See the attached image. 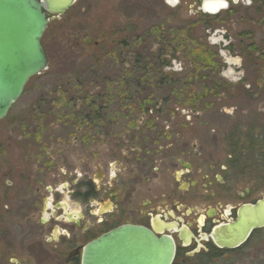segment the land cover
I'll use <instances>...</instances> for the list:
<instances>
[{"label": "flooded vegetation", "instance_id": "obj_1", "mask_svg": "<svg viewBox=\"0 0 264 264\" xmlns=\"http://www.w3.org/2000/svg\"><path fill=\"white\" fill-rule=\"evenodd\" d=\"M93 1L71 0L58 17L42 8L46 29ZM163 2L175 11L185 4ZM201 3L190 0L193 17L219 21L264 7V0H229L228 9L213 15L200 10ZM125 109L121 100H93L86 117L46 119L76 126L75 132H27L10 136L7 148H0V264H81L89 243L127 226L171 241L172 264H199L206 256L235 260L250 251V241L264 228L232 250L218 248L212 236L263 196L226 187V169L198 150L199 143H190V118L160 117L159 126L154 117L136 120ZM197 188L204 193L192 197Z\"/></svg>", "mask_w": 264, "mask_h": 264}, {"label": "rangeland", "instance_id": "obj_2", "mask_svg": "<svg viewBox=\"0 0 264 264\" xmlns=\"http://www.w3.org/2000/svg\"><path fill=\"white\" fill-rule=\"evenodd\" d=\"M180 1L185 4L175 11L163 0H94L85 11L76 8L50 25L41 39L47 69L30 79L0 121V148H7L10 136L27 132L73 133L76 126L65 129L49 121L86 117L93 100H121L126 115L136 120L149 116L159 124L160 117L190 118V143H199L198 150L226 169V187L264 196L262 170L244 158L233 166V153L245 154L248 142L242 139L232 150L226 141L234 128L246 131L257 118L253 123L264 133V7L240 10L207 27V18L190 14V0ZM86 38L90 45L84 44ZM222 53L241 63H226ZM228 68L233 76L243 75L224 76ZM191 192L192 197L204 193L201 188ZM210 205L219 207L215 201ZM249 250L237 261L229 255L215 264H264V232L254 236Z\"/></svg>", "mask_w": 264, "mask_h": 264}, {"label": "water", "instance_id": "obj_3", "mask_svg": "<svg viewBox=\"0 0 264 264\" xmlns=\"http://www.w3.org/2000/svg\"><path fill=\"white\" fill-rule=\"evenodd\" d=\"M71 0H0V121L23 93L29 80L47 69L41 38L47 27L42 8L61 16ZM92 40L86 38L85 45ZM264 228V196L244 206L237 219L221 226L212 239L228 250L242 245L252 231ZM171 241L156 239L143 228L122 227L89 243L81 264H172Z\"/></svg>", "mask_w": 264, "mask_h": 264}, {"label": "trees", "instance_id": "obj_4", "mask_svg": "<svg viewBox=\"0 0 264 264\" xmlns=\"http://www.w3.org/2000/svg\"><path fill=\"white\" fill-rule=\"evenodd\" d=\"M259 7H257L255 10L256 12H259ZM227 19L228 16H225ZM207 20L205 25L207 27H212L214 26L213 24L215 22H217V18H209V19H205ZM222 21V20H221ZM219 21V22H221ZM97 46V45H96ZM249 51L251 53L254 52V46L253 44H251L248 47ZM163 66H167L168 64H165V62H163L162 64ZM216 82H213L212 84H214ZM215 88L219 87V85L214 84ZM127 89L123 91V93H126ZM258 121L257 119H253V122ZM249 124V128L246 131H241L239 128H234L230 133H228V135L226 136V141H229L230 143L232 142V144H229L228 147L232 150H237L238 146H240L242 144L241 140H245L248 142V151L243 154V155H238L234 154V160H233V166H235V162H237V167L240 165L241 160L239 159H243L247 160L251 166L253 167H257L260 170H262V173L264 174V133L261 131V128H258V126L256 127L254 123ZM259 130V131H258ZM236 157H238V159H236ZM246 161V162H247ZM247 164V163H246ZM252 167V168H253ZM263 179V183H262V188L264 189V178ZM207 258H204V260L199 263V264H215L217 261V259L214 258H210V256H206ZM218 256H216L217 258Z\"/></svg>", "mask_w": 264, "mask_h": 264}, {"label": "clouds", "instance_id": "obj_5", "mask_svg": "<svg viewBox=\"0 0 264 264\" xmlns=\"http://www.w3.org/2000/svg\"><path fill=\"white\" fill-rule=\"evenodd\" d=\"M165 2L167 4H169L170 6H175L176 4H178L180 2V0H165ZM231 2L232 3H239L240 0H231ZM243 2L245 5H250L252 0H243ZM229 6H230L229 0H202L200 10H202L203 12L215 15L216 13L220 12L221 10L228 9ZM190 14H191V9H190ZM222 55L224 56L226 63H228L230 65L231 64L239 65L241 63V60L238 57L235 59H232L226 53H222ZM176 69L177 70L180 69L179 64H176ZM222 74L224 76L231 77L232 79H238L240 76L243 75V72L239 73L236 76H233L232 75V69L228 68L227 71L223 72ZM76 210L79 211V208H77Z\"/></svg>", "mask_w": 264, "mask_h": 264}, {"label": "bare ground", "instance_id": "obj_6", "mask_svg": "<svg viewBox=\"0 0 264 264\" xmlns=\"http://www.w3.org/2000/svg\"><path fill=\"white\" fill-rule=\"evenodd\" d=\"M209 14V13H208Z\"/></svg>", "mask_w": 264, "mask_h": 264}]
</instances>
